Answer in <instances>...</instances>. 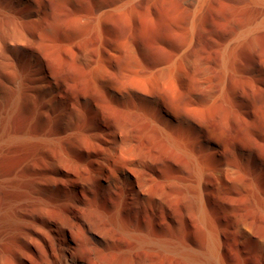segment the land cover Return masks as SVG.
Returning a JSON list of instances; mask_svg holds the SVG:
<instances>
[{
	"label": "bare ground",
	"instance_id": "6f19581e",
	"mask_svg": "<svg viewBox=\"0 0 264 264\" xmlns=\"http://www.w3.org/2000/svg\"><path fill=\"white\" fill-rule=\"evenodd\" d=\"M0 264H264V0H0Z\"/></svg>",
	"mask_w": 264,
	"mask_h": 264
}]
</instances>
